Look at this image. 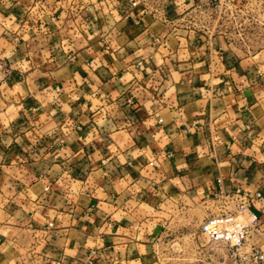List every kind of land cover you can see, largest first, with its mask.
Returning <instances> with one entry per match:
<instances>
[{
  "label": "crops",
  "instance_id": "crops-1",
  "mask_svg": "<svg viewBox=\"0 0 264 264\" xmlns=\"http://www.w3.org/2000/svg\"><path fill=\"white\" fill-rule=\"evenodd\" d=\"M193 7L0 0V264H232L198 242L237 188L264 222V57Z\"/></svg>",
  "mask_w": 264,
  "mask_h": 264
},
{
  "label": "built area",
  "instance_id": "built-area-1",
  "mask_svg": "<svg viewBox=\"0 0 264 264\" xmlns=\"http://www.w3.org/2000/svg\"><path fill=\"white\" fill-rule=\"evenodd\" d=\"M131 7L136 8L137 3ZM11 70L7 61L0 59V84L8 79ZM262 197L260 190L250 193L240 188L213 196L219 202L220 212L205 219L200 232L209 243L226 250L232 264H264V222L254 211L256 201Z\"/></svg>",
  "mask_w": 264,
  "mask_h": 264
},
{
  "label": "rangeland",
  "instance_id": "rangeland-1",
  "mask_svg": "<svg viewBox=\"0 0 264 264\" xmlns=\"http://www.w3.org/2000/svg\"><path fill=\"white\" fill-rule=\"evenodd\" d=\"M193 11L187 16L184 25L196 29L208 28L215 33H225L239 53L264 57V0H193ZM195 219V218H194ZM195 222L184 224L180 221L172 231L175 234H200ZM169 232V233H170ZM204 249H210L207 239L199 241ZM188 253L178 264L195 263L192 255L196 252V242H178ZM193 246V247H192ZM220 249H222L220 247ZM182 254V253H181ZM209 260H205L207 262Z\"/></svg>",
  "mask_w": 264,
  "mask_h": 264
}]
</instances>
